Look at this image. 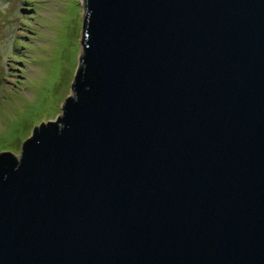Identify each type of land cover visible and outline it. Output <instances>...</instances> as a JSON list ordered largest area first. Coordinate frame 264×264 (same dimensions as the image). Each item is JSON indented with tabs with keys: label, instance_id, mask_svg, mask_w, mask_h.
Listing matches in <instances>:
<instances>
[{
	"label": "water",
	"instance_id": "water-1",
	"mask_svg": "<svg viewBox=\"0 0 264 264\" xmlns=\"http://www.w3.org/2000/svg\"><path fill=\"white\" fill-rule=\"evenodd\" d=\"M61 114L0 151V264H264V0H81Z\"/></svg>",
	"mask_w": 264,
	"mask_h": 264
},
{
	"label": "rangeland",
	"instance_id": "rangeland-1",
	"mask_svg": "<svg viewBox=\"0 0 264 264\" xmlns=\"http://www.w3.org/2000/svg\"><path fill=\"white\" fill-rule=\"evenodd\" d=\"M81 0H0V151L61 114L80 52Z\"/></svg>",
	"mask_w": 264,
	"mask_h": 264
}]
</instances>
